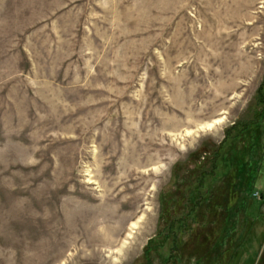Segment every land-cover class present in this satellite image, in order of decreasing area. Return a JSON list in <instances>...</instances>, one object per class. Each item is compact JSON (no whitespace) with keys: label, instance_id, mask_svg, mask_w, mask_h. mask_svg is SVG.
<instances>
[{"label":"rangeland","instance_id":"obj_1","mask_svg":"<svg viewBox=\"0 0 264 264\" xmlns=\"http://www.w3.org/2000/svg\"><path fill=\"white\" fill-rule=\"evenodd\" d=\"M263 149L264 0H0V264H264Z\"/></svg>","mask_w":264,"mask_h":264},{"label":"bare ground","instance_id":"obj_2","mask_svg":"<svg viewBox=\"0 0 264 264\" xmlns=\"http://www.w3.org/2000/svg\"><path fill=\"white\" fill-rule=\"evenodd\" d=\"M222 121H223V119L222 120L221 119H218V120L214 121L213 123L206 124L205 128L210 129L211 127H213V125L220 124ZM203 130H204V127H203Z\"/></svg>","mask_w":264,"mask_h":264},{"label":"trees","instance_id":"obj_3","mask_svg":"<svg viewBox=\"0 0 264 264\" xmlns=\"http://www.w3.org/2000/svg\"><path fill=\"white\" fill-rule=\"evenodd\" d=\"M263 164H264V149H263V161H262L261 169H262V167H263ZM242 167H243V164H242ZM261 171H262V170H261ZM248 239H249V238H248ZM245 241H246V240H245ZM245 241H243L242 243L244 244ZM240 248H241V246H240ZM240 248H239V250H240ZM236 250H238V248L235 249V252H236ZM233 252H234V251H233ZM252 261H254V259H247V262H248L249 264H251Z\"/></svg>","mask_w":264,"mask_h":264}]
</instances>
